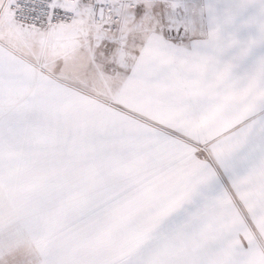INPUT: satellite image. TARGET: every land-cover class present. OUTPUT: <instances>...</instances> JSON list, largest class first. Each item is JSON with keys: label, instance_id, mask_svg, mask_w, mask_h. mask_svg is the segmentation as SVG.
<instances>
[{"label": "snow or ice", "instance_id": "snow-or-ice-1", "mask_svg": "<svg viewBox=\"0 0 264 264\" xmlns=\"http://www.w3.org/2000/svg\"><path fill=\"white\" fill-rule=\"evenodd\" d=\"M0 264H264V0H0Z\"/></svg>", "mask_w": 264, "mask_h": 264}]
</instances>
